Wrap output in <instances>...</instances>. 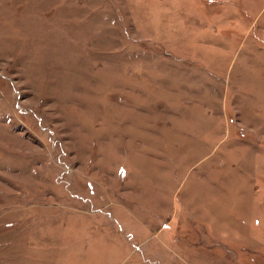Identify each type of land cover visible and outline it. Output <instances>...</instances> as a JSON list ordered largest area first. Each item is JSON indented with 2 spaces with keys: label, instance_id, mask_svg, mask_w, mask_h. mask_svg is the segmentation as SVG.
<instances>
[{
  "label": "rangeland",
  "instance_id": "obj_1",
  "mask_svg": "<svg viewBox=\"0 0 264 264\" xmlns=\"http://www.w3.org/2000/svg\"><path fill=\"white\" fill-rule=\"evenodd\" d=\"M0 264H264V0H0Z\"/></svg>",
  "mask_w": 264,
  "mask_h": 264
}]
</instances>
